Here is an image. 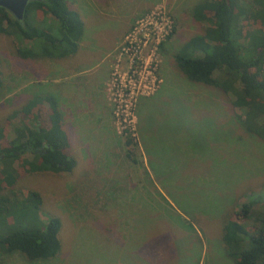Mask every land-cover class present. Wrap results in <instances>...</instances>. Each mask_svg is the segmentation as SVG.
Segmentation results:
<instances>
[{
  "label": "rangeland",
  "instance_id": "374dc122",
  "mask_svg": "<svg viewBox=\"0 0 264 264\" xmlns=\"http://www.w3.org/2000/svg\"><path fill=\"white\" fill-rule=\"evenodd\" d=\"M197 1L68 0L82 35L76 54L61 61L19 58L14 38L0 34V124L55 76L51 64L88 70L56 78L66 95L71 83L89 86L107 50L103 93L115 132L107 141L70 132V171L17 176V198L26 190L40 196L29 225L58 218L59 248L34 261L0 253V264H232L220 227L250 194L264 196V144L243 129L227 95L187 81L172 60L205 26L191 16ZM35 114L39 126L44 113ZM17 121L7 126L8 137ZM126 136L137 163L123 155Z\"/></svg>",
  "mask_w": 264,
  "mask_h": 264
},
{
  "label": "trees",
  "instance_id": "16d2710c",
  "mask_svg": "<svg viewBox=\"0 0 264 264\" xmlns=\"http://www.w3.org/2000/svg\"><path fill=\"white\" fill-rule=\"evenodd\" d=\"M67 2L29 0L21 21L0 7V34L14 38L15 53L22 59L71 55L82 23ZM191 16L205 26L173 52L176 68L187 81L227 95L232 109L241 112L236 116L243 129L264 144V0H199ZM37 111L44 113L39 126ZM14 120L18 125L8 137L7 126ZM60 121L52 96L33 95L0 124V253L18 252L34 261L53 257L59 248L58 218L30 226L40 196L26 190L17 198L11 186L24 172H68L75 166L64 151L68 141ZM131 144L126 136L123 155L137 163ZM26 153L30 156L23 157ZM259 203L261 210L256 209ZM219 237L232 264H264V196L250 194L233 216L228 214Z\"/></svg>",
  "mask_w": 264,
  "mask_h": 264
},
{
  "label": "crops",
  "instance_id": "0c3cea01",
  "mask_svg": "<svg viewBox=\"0 0 264 264\" xmlns=\"http://www.w3.org/2000/svg\"><path fill=\"white\" fill-rule=\"evenodd\" d=\"M78 47L79 44L77 46V49ZM108 53L109 51L106 50V52L100 58V62L102 61L104 65L100 71L92 75L91 83L89 84L88 87H86V83H85V87H80L78 89L76 83H71L70 89L72 90V92H69L66 95H64L63 88L57 85L58 82L56 81V78L63 74H67V75L69 74L67 77H69L70 79L72 75L78 76L80 74L87 72L88 70L83 69L74 73L71 63H69L68 61H62L56 63L55 65H52L50 63L51 65L49 66L47 71L50 73L51 72L55 73V76L49 78V83H45V85L42 86L41 92H38V94L36 93L33 94L40 96L50 95L56 100L58 109L61 114V121H60L61 127L67 135L68 143H69L70 132L74 133L77 131L79 132L89 131V134L95 135L96 138L101 139L102 138L101 136H104L103 137L104 141H107L108 139L110 140L115 135V132L113 131L111 126V121H110L111 118H110L108 105L106 103L103 93V85L108 76V70L110 64V60H107L105 58ZM75 54L76 51L73 54H71V56H74ZM68 56L62 58H40L33 60L61 61L60 59H66ZM81 57H83V55H81ZM26 59L31 60V58H26ZM54 66L56 67V69ZM46 68H47L46 64L43 63L42 69H46ZM84 80L88 82V80L90 79L84 78ZM39 81L46 82V79L42 78ZM46 85H48L49 87H46ZM62 105L64 107V113L61 110ZM93 115L94 118L92 117ZM64 125L67 126L65 127Z\"/></svg>",
  "mask_w": 264,
  "mask_h": 264
},
{
  "label": "water",
  "instance_id": "95a60500",
  "mask_svg": "<svg viewBox=\"0 0 264 264\" xmlns=\"http://www.w3.org/2000/svg\"><path fill=\"white\" fill-rule=\"evenodd\" d=\"M29 0H0V7L8 11L16 20L21 21L25 5Z\"/></svg>",
  "mask_w": 264,
  "mask_h": 264
}]
</instances>
